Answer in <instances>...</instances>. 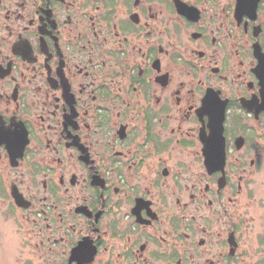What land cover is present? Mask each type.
Segmentation results:
<instances>
[{
  "label": "flooded vegetation",
  "instance_id": "af4514ba",
  "mask_svg": "<svg viewBox=\"0 0 264 264\" xmlns=\"http://www.w3.org/2000/svg\"><path fill=\"white\" fill-rule=\"evenodd\" d=\"M0 264H264V0H0Z\"/></svg>",
  "mask_w": 264,
  "mask_h": 264
}]
</instances>
